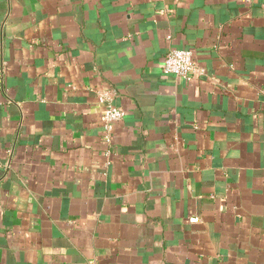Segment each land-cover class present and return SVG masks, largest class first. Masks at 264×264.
Returning <instances> with one entry per match:
<instances>
[{
  "label": "crops",
  "instance_id": "crops-1",
  "mask_svg": "<svg viewBox=\"0 0 264 264\" xmlns=\"http://www.w3.org/2000/svg\"><path fill=\"white\" fill-rule=\"evenodd\" d=\"M0 264H264V0H0Z\"/></svg>",
  "mask_w": 264,
  "mask_h": 264
},
{
  "label": "built area",
  "instance_id": "built-area-1",
  "mask_svg": "<svg viewBox=\"0 0 264 264\" xmlns=\"http://www.w3.org/2000/svg\"><path fill=\"white\" fill-rule=\"evenodd\" d=\"M162 71L166 74H174L177 76L189 78L195 74H202L204 70L198 67L194 61V55L190 49H171L167 53ZM97 100L103 106V111L100 120L105 133V142H110L113 137L115 125L122 119L123 110L114 105L112 96L108 91H99ZM190 220L195 222L196 217H191Z\"/></svg>",
  "mask_w": 264,
  "mask_h": 264
}]
</instances>
